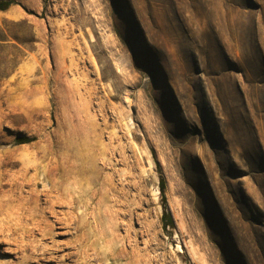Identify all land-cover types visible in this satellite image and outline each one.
I'll list each match as a JSON object with an SVG mask.
<instances>
[{"label": "rangeland", "instance_id": "1", "mask_svg": "<svg viewBox=\"0 0 264 264\" xmlns=\"http://www.w3.org/2000/svg\"><path fill=\"white\" fill-rule=\"evenodd\" d=\"M15 1L0 264H264V0Z\"/></svg>", "mask_w": 264, "mask_h": 264}, {"label": "trees", "instance_id": "2", "mask_svg": "<svg viewBox=\"0 0 264 264\" xmlns=\"http://www.w3.org/2000/svg\"><path fill=\"white\" fill-rule=\"evenodd\" d=\"M13 4H16L15 0H0V10H5ZM33 139H34L33 137H18L16 139V142L17 143H25V142H29ZM160 183L161 184H160L159 190L163 196L164 195V184H163L162 179H161ZM161 219L164 221L163 222V228H165L168 225L170 227H173L174 223H173L172 217H171L170 213L167 212L166 210H164V212L162 213Z\"/></svg>", "mask_w": 264, "mask_h": 264}, {"label": "bare ground", "instance_id": "3", "mask_svg": "<svg viewBox=\"0 0 264 264\" xmlns=\"http://www.w3.org/2000/svg\"><path fill=\"white\" fill-rule=\"evenodd\" d=\"M176 247H177V250H178V251H182V246H181V245H177ZM177 262H178V261H177ZM125 264H126V263H125Z\"/></svg>", "mask_w": 264, "mask_h": 264}]
</instances>
